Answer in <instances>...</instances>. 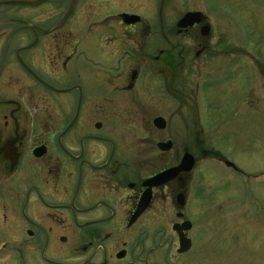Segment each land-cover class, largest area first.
<instances>
[{"label": "flooded vegetation", "instance_id": "1", "mask_svg": "<svg viewBox=\"0 0 264 264\" xmlns=\"http://www.w3.org/2000/svg\"><path fill=\"white\" fill-rule=\"evenodd\" d=\"M192 6L0 0V227L13 236L2 248L7 256L23 264H191L201 255L204 238L186 209L191 170L148 185L190 151H175L173 125L156 116L157 153L150 158L141 143L150 139L142 130L129 138L136 126L126 116L164 95V109L189 105L188 89L175 94L174 76L191 81L193 71L218 69L221 34L203 8ZM187 13L197 14L193 23L179 25ZM157 117L162 128L153 123ZM138 145L145 148L140 155ZM116 232L129 239L112 242Z\"/></svg>", "mask_w": 264, "mask_h": 264}, {"label": "rangeland", "instance_id": "2", "mask_svg": "<svg viewBox=\"0 0 264 264\" xmlns=\"http://www.w3.org/2000/svg\"><path fill=\"white\" fill-rule=\"evenodd\" d=\"M193 4L210 15L221 34L219 67L204 75L193 71L191 81L189 75L174 76L175 94L189 90L191 102L185 107L174 102V108L164 109L169 99L164 95L151 108L128 110L127 119L136 127L128 128L127 136L138 139L142 130L150 140L141 143L154 159L151 121L161 116L174 127L175 151L193 156L186 209L204 240L198 243L201 255L191 264H264V0H204L201 8V0ZM143 148L138 145L135 151L140 155ZM222 156L242 174L220 164ZM166 161L157 160V166ZM11 234L6 225L0 227V264H23L2 250ZM128 239L116 232L112 242ZM25 263L43 264L32 258Z\"/></svg>", "mask_w": 264, "mask_h": 264}, {"label": "water", "instance_id": "3", "mask_svg": "<svg viewBox=\"0 0 264 264\" xmlns=\"http://www.w3.org/2000/svg\"><path fill=\"white\" fill-rule=\"evenodd\" d=\"M197 14L195 13H188L186 14L180 21L179 25H187L188 22L190 21L192 23V20H190L191 17H196ZM153 123L156 127L158 128H162L164 125V120L160 117H157L153 120ZM158 146L160 147L161 150H166L169 147L168 143H159ZM194 163V158L193 156L189 155V154H184L181 162L178 166L173 167V168H169L163 172L158 173L157 175H155L154 177H152L149 180V186L152 185H158V184H162L166 181H168L169 179H171L172 177H174L178 172L180 171H189ZM228 165H232L230 163H228ZM148 199V197H147ZM146 198L144 199V201L142 203H140L137 207V210L134 214L133 217H135L141 210L144 209L145 205H146ZM185 242H187V240H182L181 245H182V250L186 249L187 244H185Z\"/></svg>", "mask_w": 264, "mask_h": 264}]
</instances>
